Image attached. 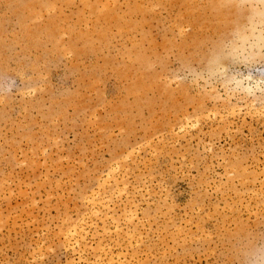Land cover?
Wrapping results in <instances>:
<instances>
[{"label":"rangeland","instance_id":"obj_1","mask_svg":"<svg viewBox=\"0 0 264 264\" xmlns=\"http://www.w3.org/2000/svg\"><path fill=\"white\" fill-rule=\"evenodd\" d=\"M242 20L226 0H0V264H244L264 59L244 65Z\"/></svg>","mask_w":264,"mask_h":264},{"label":"clouds","instance_id":"obj_2","mask_svg":"<svg viewBox=\"0 0 264 264\" xmlns=\"http://www.w3.org/2000/svg\"><path fill=\"white\" fill-rule=\"evenodd\" d=\"M226 3L243 15L242 22L234 27L233 33L240 41L239 55L243 58L244 65L264 59V0H226ZM185 71L194 79L201 78L189 67H185ZM174 79L182 81L183 77L177 76ZM244 81V91L248 95H264V78L254 80L250 73H246ZM14 91H18L15 78H0V98L9 96ZM242 255L244 264H264V242L245 246Z\"/></svg>","mask_w":264,"mask_h":264},{"label":"bare ground","instance_id":"obj_3","mask_svg":"<svg viewBox=\"0 0 264 264\" xmlns=\"http://www.w3.org/2000/svg\"><path fill=\"white\" fill-rule=\"evenodd\" d=\"M263 74V73H262Z\"/></svg>","mask_w":264,"mask_h":264}]
</instances>
